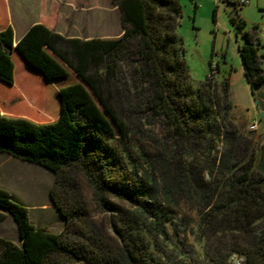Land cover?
I'll list each match as a JSON object with an SVG mask.
<instances>
[{"label": "trees", "instance_id": "obj_1", "mask_svg": "<svg viewBox=\"0 0 264 264\" xmlns=\"http://www.w3.org/2000/svg\"><path fill=\"white\" fill-rule=\"evenodd\" d=\"M111 1L116 39H67L35 25L14 45L12 29L0 30V87L11 93L0 92V155L54 174L50 199L65 222L59 235L34 227L0 189V223L12 219L18 233V244L0 237V264H264V175L254 174L244 136L217 116L229 105L228 79L216 85L211 74L191 89L179 0ZM245 39L237 53L252 93L264 86V46ZM14 56L41 79L47 117L15 95ZM143 120L161 139L140 130ZM71 172L87 182L104 226L88 222ZM183 204L198 212L199 256L168 232Z\"/></svg>", "mask_w": 264, "mask_h": 264}, {"label": "rangeland", "instance_id": "obj_2", "mask_svg": "<svg viewBox=\"0 0 264 264\" xmlns=\"http://www.w3.org/2000/svg\"><path fill=\"white\" fill-rule=\"evenodd\" d=\"M223 1L179 0L182 17L177 34L185 49L189 85L193 91L211 74L214 75L215 84L222 78L228 79L232 84L233 95L228 100V108L222 107V103L217 116L221 117L225 113L227 129L238 130L244 136L245 144L256 152L257 160L253 172L260 176L264 175V164L260 163L264 160V115L261 119L259 116L264 113V103L259 102L260 89H254L251 93L244 80L237 48L246 44L245 34L252 35L264 45V34L260 33L264 28V0H244L247 4L236 7ZM98 3L100 31L117 35L122 29L118 10L112 9L115 5L111 0H98ZM240 22L241 27L238 28ZM259 51L263 53L264 47ZM14 63L16 66L19 64L15 56ZM23 70L20 75L37 77L33 70L27 67ZM220 84L216 86L218 92H221ZM18 103L13 107L16 109L14 113L20 115L23 113H20L22 108ZM27 107L30 109L28 105ZM253 123L257 124V129L250 131L248 128ZM141 124V131L161 139V129L156 122L147 123L143 120ZM142 140L144 144L145 138ZM69 175L76 188L73 190L76 191L75 195L82 199L87 210L88 222L95 226H104L106 216L96 208L83 176L79 172H71ZM53 183L54 174L47 169L0 155V189L6 191L13 202L28 209L29 221L34 227L59 235L63 232L65 222L50 199ZM192 207L183 204L176 209L177 213L168 227V232L173 242L186 255L194 257L199 256L203 250L195 240L199 216ZM0 237L18 244L17 227L12 219L6 218L0 223ZM241 262L235 257L230 264Z\"/></svg>", "mask_w": 264, "mask_h": 264}, {"label": "crops", "instance_id": "obj_3", "mask_svg": "<svg viewBox=\"0 0 264 264\" xmlns=\"http://www.w3.org/2000/svg\"><path fill=\"white\" fill-rule=\"evenodd\" d=\"M223 2L227 3L225 0ZM112 9L118 10L116 6ZM98 11V0H0V30L12 29L14 45L35 25L45 26L67 39L108 40L119 38L123 33L122 29L117 35H111L109 31H100ZM99 33L100 35H98ZM260 54L262 53L260 52ZM15 57L19 61L17 66L14 63L13 91L15 95L19 96L33 110L36 114L35 116L47 117L44 112L47 101L41 79L39 77L30 78L25 77L23 74L20 75L21 71H24V67L21 60L17 56ZM231 87L232 84L229 83V99L233 95ZM256 89L261 91L258 95L259 102L264 103V86ZM0 92L1 96L11 95L10 92L3 90L1 87ZM1 96L0 101L4 99ZM15 101H9L8 104L11 105Z\"/></svg>", "mask_w": 264, "mask_h": 264}, {"label": "built area", "instance_id": "obj_4", "mask_svg": "<svg viewBox=\"0 0 264 264\" xmlns=\"http://www.w3.org/2000/svg\"><path fill=\"white\" fill-rule=\"evenodd\" d=\"M237 1L239 2L240 5H245V4H247V1H244V0H237ZM260 33H261V34H264V28H262V29L260 30ZM248 129H249L250 131H255V130L257 129V124H256V123L251 124V125L249 126ZM236 264H239V263H236Z\"/></svg>", "mask_w": 264, "mask_h": 264}, {"label": "water", "instance_id": "obj_5", "mask_svg": "<svg viewBox=\"0 0 264 264\" xmlns=\"http://www.w3.org/2000/svg\"><path fill=\"white\" fill-rule=\"evenodd\" d=\"M263 115H264V114H263V113H261V114H260V116H259V118L261 119V118L263 117Z\"/></svg>", "mask_w": 264, "mask_h": 264}]
</instances>
